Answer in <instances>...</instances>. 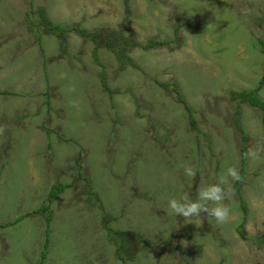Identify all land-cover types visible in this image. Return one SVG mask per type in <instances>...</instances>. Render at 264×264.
Here are the masks:
<instances>
[{
	"label": "rangeland",
	"instance_id": "obj_1",
	"mask_svg": "<svg viewBox=\"0 0 264 264\" xmlns=\"http://www.w3.org/2000/svg\"><path fill=\"white\" fill-rule=\"evenodd\" d=\"M31 8L166 44L128 47L123 66L99 41L45 32ZM260 39L264 0H0V225L24 217L0 227V264H264V153L242 159L264 143L262 114L230 95L258 88ZM229 167L244 180L221 185L226 223L170 214ZM55 185L67 188L49 202ZM112 231L128 233L125 251Z\"/></svg>",
	"mask_w": 264,
	"mask_h": 264
},
{
	"label": "trees",
	"instance_id": "obj_2",
	"mask_svg": "<svg viewBox=\"0 0 264 264\" xmlns=\"http://www.w3.org/2000/svg\"><path fill=\"white\" fill-rule=\"evenodd\" d=\"M32 13L36 12L37 15H39L40 17V22L39 27H45V32L47 31L50 34H53L55 36H57L59 39H62L63 43L66 42V36L70 33H76L77 35H79L81 38L86 39L94 44H96V49H98L99 47H102L100 45L99 42H101L103 44V48H105L106 50H108L109 52H111L114 57L116 58V60L123 66H133L134 62L133 59H130L127 55H126V51L128 49V47H131L133 45H137L139 47L148 49V48H153L155 46L158 45H163L166 44L165 42H157L155 40H150L147 44L143 45L140 43H134V42H130L128 41L126 38H123L121 36V33L116 31L112 34H109V39L107 40V35L102 37L104 35V33L101 30L98 31H86L84 29H82L79 25L73 24L71 26V28L68 27H63L61 25H58L56 23H53L52 21L48 20L44 10L42 9H37V11H35V9L30 10ZM28 16L30 15L29 12ZM99 41V42H98ZM259 47L261 49V52L263 53L264 56V39H260L259 41ZM264 69V66H263ZM102 85L105 89L106 92L111 93V89L110 87L107 85V83L105 82V80L102 78ZM159 85L162 88H168L169 86H173L174 87V91L175 94L177 95V99L179 100V102L184 106V109L186 110V112L189 114V116L192 115V109L189 106V104L187 103V101L184 99V97L181 95L180 91L177 88V85L174 83H159ZM264 87V75L261 79V81L259 82L258 88L255 89H251L248 91H235L232 90L230 92L231 95V99L239 102L241 104H249L250 106H253V108H257L258 110L261 111L262 114V125L264 127V100L261 98L260 96V90L263 89ZM1 93V91H0ZM2 94V93H1ZM242 131V129H241ZM243 152V150H242ZM244 158V155L242 153V159ZM243 168L241 170V175L239 177V179L237 180V184L243 182L244 177H243ZM67 188L66 185H55L53 186V188L49 191V195H48V201H52L54 198H56L60 193H62L65 189ZM235 191H239L238 186H235ZM90 194L94 195V192H89ZM241 207L243 209H245V204L244 201H241ZM43 209H47V207H43ZM38 211H35V213H37ZM246 212V209L244 210V213ZM51 215L47 216V223L49 224V222L51 221ZM24 217H20L18 218L15 223L16 224L18 222H20L21 220H23ZM12 223L9 224H5V225H0V227L6 228L9 227L11 225H13ZM238 232L241 234V228L238 229ZM111 241L113 242H117L119 243L117 246L118 248L124 250V248H127L131 245L130 239L128 238V233L125 231H117V232H113L111 233ZM48 247H49V238H47L46 242H45V247L44 250L42 252V259H45L47 254H48ZM125 251V250H124Z\"/></svg>",
	"mask_w": 264,
	"mask_h": 264
},
{
	"label": "clouds",
	"instance_id": "obj_3",
	"mask_svg": "<svg viewBox=\"0 0 264 264\" xmlns=\"http://www.w3.org/2000/svg\"><path fill=\"white\" fill-rule=\"evenodd\" d=\"M261 153H264V143L257 144L254 148H249L243 155L247 159L256 160L260 158ZM184 167V173L186 176L195 178L196 171L191 167ZM232 180L239 179L238 170L234 167L227 168L223 173L218 183L208 186L207 188L200 190L197 189L196 200H190L188 197H184L181 200L172 198L168 202L170 214L176 216H182L185 220L192 217H200L202 213H206L207 217L215 221L218 224L226 223L230 218V208L224 203L225 200L230 198V193L225 188L221 187L222 184L228 182V178ZM211 202L214 207L209 208L207 203ZM115 260V257H113ZM116 264H119L117 261Z\"/></svg>",
	"mask_w": 264,
	"mask_h": 264
}]
</instances>
